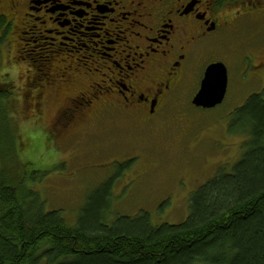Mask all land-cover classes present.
Segmentation results:
<instances>
[{
    "label": "rangeland",
    "instance_id": "1",
    "mask_svg": "<svg viewBox=\"0 0 264 264\" xmlns=\"http://www.w3.org/2000/svg\"><path fill=\"white\" fill-rule=\"evenodd\" d=\"M242 29L224 37L219 53L205 56L206 63L223 58L228 70L227 93L220 106L193 107L200 75L188 74L173 92L171 114L144 122L133 112L123 116L119 96H107L105 86L97 89L94 83L103 86L105 79L92 66L74 61L81 54L68 56L63 50L51 69L67 72H48L51 77H46L39 72L45 65L32 56L27 60L42 42L5 28V35H0V89L11 84L13 95L1 103L0 125L8 135L5 120L15 122L21 163L36 173L26 185L39 195L43 213L60 211L71 227L87 214L89 223L102 205L100 192L109 188L107 207L100 215L106 227L121 217L133 219L144 213L156 227L185 222L191 195L213 179L218 168L230 172L241 157L243 137L227 132L232 112L264 89V64L258 65L264 61V15H256ZM253 55L255 59L244 64V57ZM82 88L91 96L76 94L84 92Z\"/></svg>",
    "mask_w": 264,
    "mask_h": 264
},
{
    "label": "trees",
    "instance_id": "2",
    "mask_svg": "<svg viewBox=\"0 0 264 264\" xmlns=\"http://www.w3.org/2000/svg\"><path fill=\"white\" fill-rule=\"evenodd\" d=\"M3 30L1 23V36ZM1 87L9 91L0 89V112L13 95L11 84ZM5 123L10 134L0 125V264H264V89L230 116L227 132L243 137L239 161L230 172L218 168L191 195L188 217L179 225L156 227L144 213L106 227L100 215L109 188L100 192L102 205L89 223L87 214L71 227L60 211L43 213L39 195L26 185L36 173L21 163L15 122Z\"/></svg>",
    "mask_w": 264,
    "mask_h": 264
},
{
    "label": "flooded vegetation",
    "instance_id": "3",
    "mask_svg": "<svg viewBox=\"0 0 264 264\" xmlns=\"http://www.w3.org/2000/svg\"><path fill=\"white\" fill-rule=\"evenodd\" d=\"M256 15H264V0H0L4 29L42 42L27 55L45 65L39 72L61 75L65 68L51 69L57 55L81 54L74 61L105 79L103 86L94 83L97 89L119 96L123 116L133 112L144 122L169 116L179 81L200 75L199 87L205 68L224 60L206 63L205 56L216 54L224 37L239 34ZM250 59L254 55L244 64ZM83 89L76 94L91 96Z\"/></svg>",
    "mask_w": 264,
    "mask_h": 264
},
{
    "label": "water",
    "instance_id": "4",
    "mask_svg": "<svg viewBox=\"0 0 264 264\" xmlns=\"http://www.w3.org/2000/svg\"><path fill=\"white\" fill-rule=\"evenodd\" d=\"M227 69L222 63L209 65L191 104L200 109H213L224 101L227 91Z\"/></svg>",
    "mask_w": 264,
    "mask_h": 264
}]
</instances>
